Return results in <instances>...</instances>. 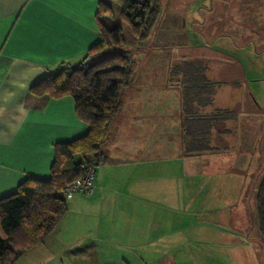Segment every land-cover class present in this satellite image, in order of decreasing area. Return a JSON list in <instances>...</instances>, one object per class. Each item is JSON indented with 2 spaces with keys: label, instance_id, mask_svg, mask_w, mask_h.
I'll use <instances>...</instances> for the list:
<instances>
[{
  "label": "crops",
  "instance_id": "crops-1",
  "mask_svg": "<svg viewBox=\"0 0 264 264\" xmlns=\"http://www.w3.org/2000/svg\"><path fill=\"white\" fill-rule=\"evenodd\" d=\"M97 2L0 0V198L27 177L48 178L53 144L88 129L71 97L35 95L29 86L78 64L99 41ZM176 65H133L120 110L98 145L102 160L95 165L93 194L67 199L51 233L14 264H158L181 245L174 238L183 200L190 208L199 192V159L222 153L225 138L235 134V115L217 107L223 85L207 65L214 94L198 114L217 113L219 121L209 151L185 154L183 120L189 117Z\"/></svg>",
  "mask_w": 264,
  "mask_h": 264
},
{
  "label": "rangeland",
  "instance_id": "rangeland-1",
  "mask_svg": "<svg viewBox=\"0 0 264 264\" xmlns=\"http://www.w3.org/2000/svg\"><path fill=\"white\" fill-rule=\"evenodd\" d=\"M159 9L142 41L116 16L133 65L205 62L235 134L220 155L199 159V192L190 208L183 200L174 238L181 245L158 264H264L254 209L264 175V0H159Z\"/></svg>",
  "mask_w": 264,
  "mask_h": 264
},
{
  "label": "trees",
  "instance_id": "trees-1",
  "mask_svg": "<svg viewBox=\"0 0 264 264\" xmlns=\"http://www.w3.org/2000/svg\"><path fill=\"white\" fill-rule=\"evenodd\" d=\"M159 12V0H98L94 17L99 41L78 64L62 66L29 86L35 95L71 97L76 116L88 129L78 138L53 144L48 178L27 177L15 192L0 198V264H14L51 233L67 210L63 185L79 177L82 162L95 166L102 160L98 145L120 110L121 94L130 83L133 68L116 16L127 24L133 40L142 41ZM173 70L181 74L182 106L189 117L183 120L184 153L209 151L211 132L220 114H198L211 104L214 94V84L205 76L207 64L181 61ZM254 209L264 242V175L256 189Z\"/></svg>",
  "mask_w": 264,
  "mask_h": 264
},
{
  "label": "built area",
  "instance_id": "built-area-1",
  "mask_svg": "<svg viewBox=\"0 0 264 264\" xmlns=\"http://www.w3.org/2000/svg\"><path fill=\"white\" fill-rule=\"evenodd\" d=\"M80 175L74 181L63 185L62 197L71 198L74 194L91 196L95 187V166L88 162L80 164Z\"/></svg>",
  "mask_w": 264,
  "mask_h": 264
}]
</instances>
